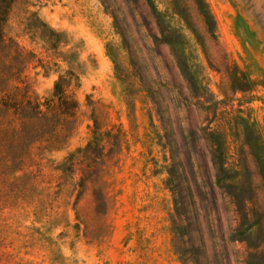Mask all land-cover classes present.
Segmentation results:
<instances>
[{"label": "rangeland", "instance_id": "rangeland-1", "mask_svg": "<svg viewBox=\"0 0 264 264\" xmlns=\"http://www.w3.org/2000/svg\"><path fill=\"white\" fill-rule=\"evenodd\" d=\"M151 1L184 74L147 0L16 4L0 32V264H264V0H204L213 25L198 0Z\"/></svg>", "mask_w": 264, "mask_h": 264}, {"label": "trees", "instance_id": "trees-1", "mask_svg": "<svg viewBox=\"0 0 264 264\" xmlns=\"http://www.w3.org/2000/svg\"><path fill=\"white\" fill-rule=\"evenodd\" d=\"M18 1L20 0H0V32H2V29L7 25L10 16ZM198 2L203 9L204 20L207 21L209 24L213 25L212 16L208 11L204 0H198ZM147 4L153 16V19L156 22L159 33L161 35V43L167 44L171 47L175 55V58L177 60V63L181 67L182 73L184 74V69H186L187 63L186 60L183 59L184 58L183 53H179V51H177L181 44L180 36L167 25L164 15L160 11H158V9L155 7V5L152 3L151 0H147ZM54 99L57 101V108L61 111L62 115L74 116L75 115L74 112L78 111L79 108L78 103L76 101L70 100L69 95L66 93L65 87H63L59 83H56L54 87ZM69 105H72V107L69 108ZM42 106H45L46 109L51 108L49 101H45L42 104ZM36 110H38L37 112L39 113V115L41 116L44 115V112L40 109L39 103L36 106ZM71 110H72V114L69 113V111ZM210 137H211V142L213 144L214 160L218 161L219 155H221L220 152L221 145H219L218 133L212 134ZM60 148L61 145L60 147H56V148L52 147L51 150H59ZM215 165L218 166V163L215 162Z\"/></svg>", "mask_w": 264, "mask_h": 264}]
</instances>
